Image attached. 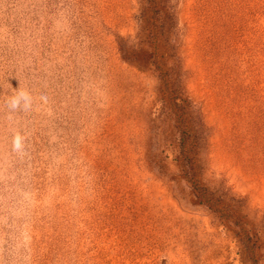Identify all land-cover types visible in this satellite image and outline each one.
I'll list each match as a JSON object with an SVG mask.
<instances>
[{
    "label": "rangeland",
    "instance_id": "1",
    "mask_svg": "<svg viewBox=\"0 0 264 264\" xmlns=\"http://www.w3.org/2000/svg\"><path fill=\"white\" fill-rule=\"evenodd\" d=\"M0 264H264V0H0Z\"/></svg>",
    "mask_w": 264,
    "mask_h": 264
}]
</instances>
